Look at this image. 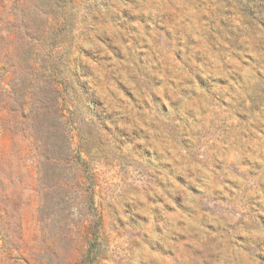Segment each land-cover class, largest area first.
<instances>
[{
  "label": "rangeland",
  "instance_id": "374dc122",
  "mask_svg": "<svg viewBox=\"0 0 264 264\" xmlns=\"http://www.w3.org/2000/svg\"><path fill=\"white\" fill-rule=\"evenodd\" d=\"M0 23V264H264V0Z\"/></svg>",
  "mask_w": 264,
  "mask_h": 264
},
{
  "label": "trees",
  "instance_id": "16d2710c",
  "mask_svg": "<svg viewBox=\"0 0 264 264\" xmlns=\"http://www.w3.org/2000/svg\"><path fill=\"white\" fill-rule=\"evenodd\" d=\"M15 21V20H14ZM11 28H12V31L10 32V34L14 35L16 33V25H15V22H11ZM0 31L2 30V25L0 23Z\"/></svg>",
  "mask_w": 264,
  "mask_h": 264
}]
</instances>
